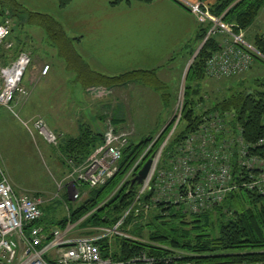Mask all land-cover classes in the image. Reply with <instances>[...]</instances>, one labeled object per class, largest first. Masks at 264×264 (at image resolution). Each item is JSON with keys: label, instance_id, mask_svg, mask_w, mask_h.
Listing matches in <instances>:
<instances>
[{"label": "trees", "instance_id": "16d2710c", "mask_svg": "<svg viewBox=\"0 0 264 264\" xmlns=\"http://www.w3.org/2000/svg\"><path fill=\"white\" fill-rule=\"evenodd\" d=\"M131 1L148 4L154 0H113L111 5L117 6L122 2ZM57 2L60 8H65L71 0ZM206 4L209 5L210 14L221 17L236 35L248 30L264 8V0H216ZM5 20L11 25L9 37L14 34L15 27L17 30L25 25L42 28L49 45L56 49L67 70L74 74V81L83 89L93 86L111 89L133 82H140L159 91L166 87V84L158 80L157 68L132 69L117 75L92 70L76 49L77 38L71 37L52 14L32 11L19 0H0V24ZM212 25V22H197L193 36L182 46L187 52L190 51V59L206 38L189 65L184 83L181 115L163 147L162 157L165 159L172 156L180 142L198 128L207 114L219 112L222 116L227 115L232 129H241L243 142L250 146L249 153L264 162V146L258 145V141L264 137V78L256 79L250 87H243L230 95L225 92L219 93L220 96L216 94L217 98L213 100L197 95L199 88H195L198 84L194 82L204 79L207 61L218 51L222 41H219L217 33L208 35ZM253 36V47L264 56V33ZM26 41L17 39L14 47L7 50L0 47V56L5 60L9 54L13 57L20 51H26L32 61V52L27 49ZM252 55L254 62L258 61L264 66L263 58ZM175 121V116L170 118L158 136L149 135L138 143L129 140L123 148L118 170L111 179L98 188L88 189L86 197L80 203L72 205L63 218L52 220L53 218L49 217L50 219L44 220L42 214L35 225L42 227L45 233L49 234L52 228L63 230L71 223L86 229L84 232L87 234H93L96 228L114 226L133 204L121 225L127 235L116 234L97 241L103 257L129 260L144 253L162 264L167 260L186 264L264 262V194L248 189L242 184L249 181L250 174H256L258 171L237 168L235 159L233 173L236 175V187L221 203L206 212L187 213L171 201H152L153 191H147L139 198V202L134 203L139 184L131 183V179L143 162L131 176L126 175L148 146L150 148L144 161L160 148ZM102 137L103 133L85 126L81 127L77 136L63 137L58 144L60 162L67 167L69 159L76 163L81 162L101 143ZM84 185L82 183L81 187ZM145 204L151 209L146 217L141 212L143 210L139 209ZM144 226L150 229L147 234L143 233Z\"/></svg>", "mask_w": 264, "mask_h": 264}, {"label": "built area", "instance_id": "2783aa9c", "mask_svg": "<svg viewBox=\"0 0 264 264\" xmlns=\"http://www.w3.org/2000/svg\"><path fill=\"white\" fill-rule=\"evenodd\" d=\"M197 5L194 8L189 4L190 10L194 14L195 11L200 14L201 21L209 18L213 25L208 33H217L222 38L220 50L207 61V69L212 74L222 77L239 74L253 61L252 54L264 59L259 51L246 43L241 34H234L221 17L209 14L207 8V12H202L198 7L199 5L205 7L203 2H198ZM10 30L11 25L8 20L0 24V46L4 45L5 49L13 46L11 41H7ZM30 64L29 53L20 51L10 64L0 65L1 106L11 109L17 96L27 95L28 91L21 82ZM49 70L50 66L45 64L40 69L39 75L45 77ZM102 93L103 91L99 92ZM181 110L182 101L172 115L175 116L176 121L167 138L150 156L153 160L150 170L139 185L134 203L139 202V198L147 191H153V196L157 199L164 197L166 201L179 203L187 213L206 212L221 203L236 187L233 159L237 162L235 163L237 168L258 171L256 174H250L249 181L242 184L248 189L264 194V162L249 153L250 146L243 142L241 129L230 128L227 115L222 116L219 112L207 114L198 128L180 142L174 154L163 159V147L179 121ZM30 128L49 144L58 145L59 136L41 117L35 118L30 123ZM131 134L132 131L117 129L108 121L101 143L87 158L78 163L67 160L70 170L67 178L72 199L77 200L82 197V183L89 189L98 188L114 176L118 170L123 148L127 146ZM258 145L264 146V137L258 141ZM149 148L150 146L133 163L126 177L131 176L141 163H144ZM42 202V198L39 197L18 195L0 163V264H162L144 253L129 260H114L101 255L97 244L99 239L110 238L116 234L127 235L120 228L133 204L114 226L96 228L95 235L71 237L69 234L74 224L68 223L63 230L52 228L49 234H46L42 227L35 225L43 214ZM144 208L148 209L149 205L145 204ZM163 264L186 263L167 260ZM225 264H264V262Z\"/></svg>", "mask_w": 264, "mask_h": 264}, {"label": "crops", "instance_id": "0c3cea01", "mask_svg": "<svg viewBox=\"0 0 264 264\" xmlns=\"http://www.w3.org/2000/svg\"><path fill=\"white\" fill-rule=\"evenodd\" d=\"M111 1L113 0H71L65 8H60L57 0H43L32 11L36 10L37 12L52 14L71 37L77 38L76 49L92 70L108 75H117L132 69L159 68L162 62L170 59L172 53L182 48V45L194 34L197 20L194 13L189 9V4L194 5L202 2L201 0H185L187 2L186 5L184 0H176L177 2L174 0H154L148 4L131 1L112 6ZM205 1L213 3L216 0ZM205 1H203L204 4ZM263 9L252 24L257 30L264 27ZM253 34L257 33L254 32ZM17 39L27 40L26 36L13 34L7 41H11L15 45ZM0 47L5 48L4 45ZM29 52L31 53L32 51L29 50ZM31 54L33 56L31 64L32 68H34L36 60L34 57L36 54L34 52ZM16 56L11 57V54H9L5 60L0 56V65L10 64ZM43 62L50 66V71L46 77H40V71H38L37 76H31L33 70L31 68L30 74L26 78L24 76L21 82L27 91H30L31 104H38L36 106L37 109L31 111L25 107L24 104L27 103L29 98L22 102L17 97L11 105V109L8 108L20 120V124L32 140L38 138L48 148V151L51 149L58 153V145L49 144L36 132L31 131L30 123L35 118L42 116L47 126L59 136V142L63 137L77 136L82 126L103 133L108 121L117 129H128L127 127H130L133 131L132 133L135 134L136 131L133 126H125L127 121H124L126 120V115L124 114L125 105L123 104L127 85L130 84L131 86L133 83L137 85L135 82L111 89L104 88V94L100 96L103 100L101 99L102 101L100 100L101 102L98 104L95 100V102H90V106H94V108L88 120L83 115L84 111L79 113L81 111L79 110L80 108H77L78 111L75 110L74 113H70L57 107L55 104L57 99L56 95H54L55 90L52 91L51 89L52 79L50 78V73L53 70V64L46 59ZM161 70L158 69L157 72ZM112 92L116 93L115 97L109 96ZM41 102L43 103V109L39 111ZM21 105V110L25 113V116L24 114L21 116L19 110L17 113L13 112L14 107L20 109ZM29 112H35L36 115ZM169 118V116L166 117V122L161 130ZM57 153L54 154L56 155ZM56 157L58 162L64 168L66 167L69 172V168L60 162L59 156ZM0 163L5 171L6 168L1 159ZM67 175L66 186L69 188ZM13 188L18 195L42 198L41 210L43 212L44 207L42 206L45 199H43L41 194L18 193L15 187ZM81 189L82 197H86L88 186L84 185ZM67 197L72 205H75L70 198L71 191ZM65 206L69 211L71 206L66 202Z\"/></svg>", "mask_w": 264, "mask_h": 264}, {"label": "rangeland", "instance_id": "374dc122", "mask_svg": "<svg viewBox=\"0 0 264 264\" xmlns=\"http://www.w3.org/2000/svg\"><path fill=\"white\" fill-rule=\"evenodd\" d=\"M19 1L33 10V8H37V4L43 0ZM184 3L187 5L185 0ZM196 5L197 4L193 5L194 8L198 6ZM204 6L205 7H201V5H199L198 8L202 12H207L206 8L209 10V5L205 2ZM200 10L199 12H201ZM194 15L199 23L211 22L209 18H205V21H201L200 14L196 11ZM11 22L13 24V21ZM15 28L14 35L20 33L21 36H26L27 49L36 54L34 57L36 59L34 62L35 67L32 68L31 64L27 68L24 78L30 74L31 68L33 69L31 76H37L38 71H40L42 66L45 65L43 60L46 59L51 61L53 64V70L50 73V78L52 79L51 89L52 91L55 90L54 95H56L57 98L55 104L57 107L70 113H74L75 110L78 111L77 108H80L79 110L81 111H79V113L84 111L83 115H85L87 119L90 118L94 108V106H90V102L94 100L97 104L101 102L103 99L100 98V96L104 93L99 94V92H104L105 89L102 87L94 88V86L83 89L78 83H76L74 81V74L67 70L64 60L57 54L56 49L49 45L46 34L42 28L36 25H25L18 30L17 27ZM254 32L257 34L264 33V27L257 30L251 26L241 34V37L246 43L252 47ZM212 34L213 33L210 35ZM216 36L219 38V41H221L222 38L218 35ZM218 50H220V48ZM187 51L188 50L186 49L180 48L178 51L172 53V59L170 57V59L162 62L159 68H157V70L162 69L157 72L158 80L166 84L164 89L161 87V91L140 82H135L137 85H134V83L131 86L130 84L127 85L124 94L125 99L123 101V104L125 105L124 114L126 115V120L124 121H127L125 126L131 125L136 131H134L135 134H131L130 139L134 143L141 142L150 133L151 135H157L165 124L166 117L169 116L171 118L173 114L172 111H175V108H178L179 104H181L184 96V83L187 74L186 66L189 61L191 64L195 58L192 59L191 57L189 59L190 51ZM205 70L204 79L201 81L196 80L194 83L198 84L195 86V88H199L197 95L208 100L216 99L217 97L215 95L217 94V96H220L219 93L221 92L230 95L233 91L242 90L243 87H250L256 79L264 78V66L258 61H252L245 71L239 74H231L229 77L216 76L207 69V66ZM47 75L48 73L46 76ZM115 95V92L109 94L110 97H115ZM29 96L30 91H28L26 96L19 95L17 98H19V101L25 102ZM31 101L32 99L29 98L24 105L26 108L33 111L34 109H37L36 106L38 104H31ZM40 106L39 111L43 109L42 102ZM21 107L22 105L20 106V109L14 107L13 112L17 113L19 110L21 116L23 114L25 116ZM53 107H55V105H53ZM29 113H34V115H36L35 112ZM39 115L42 116L41 114ZM20 123V120L14 113H12L7 107L0 105V159L6 168L5 173L10 183L15 187L18 193H28L30 195L38 193L43 196V199H45L42 206L44 207V220L49 217H53L52 220H55L61 216L67 215L68 208H66L65 202L69 204V206H72V203L67 197L71 190L66 186V175L68 174L67 168H64L58 162L56 157L58 156L57 152L51 149L48 151V148L45 147L43 142L38 138L32 140ZM229 126L230 128L232 127L231 123H229ZM127 128V130L132 131L130 127ZM54 153L57 154L55 155ZM84 198L85 197L83 196L77 200L71 199L74 202L73 204H77ZM153 200L166 201V198L161 197L157 199L155 196H152V201ZM174 204L179 205V203ZM139 209L143 210L141 212L142 214L144 213V217H146L148 211L151 210L150 208L145 209L144 205H141ZM120 229L124 232L123 228ZM151 229H154V227H151ZM149 230V227H143L144 234H147ZM84 231H86V229H81L78 225L74 224L69 236L76 237L90 235ZM93 234L95 235L97 232L94 231Z\"/></svg>", "mask_w": 264, "mask_h": 264}, {"label": "water", "instance_id": "95a60500", "mask_svg": "<svg viewBox=\"0 0 264 264\" xmlns=\"http://www.w3.org/2000/svg\"><path fill=\"white\" fill-rule=\"evenodd\" d=\"M206 39V38H205ZM205 39L203 40V42L198 46L197 50L195 51V53L192 56V59L196 56V54L199 52L200 48L202 47V45L205 42ZM190 65V61L186 66V71H188ZM152 157L148 158L144 164L142 165V167L137 171L136 175L131 179V183H137V184H142L143 180L145 179V177L147 176L151 164H152Z\"/></svg>", "mask_w": 264, "mask_h": 264}]
</instances>
